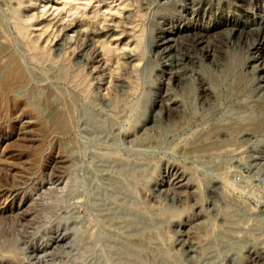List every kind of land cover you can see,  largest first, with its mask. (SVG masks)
<instances>
[{"label":"rangeland","instance_id":"obj_1","mask_svg":"<svg viewBox=\"0 0 264 264\" xmlns=\"http://www.w3.org/2000/svg\"><path fill=\"white\" fill-rule=\"evenodd\" d=\"M12 59L0 264H264V0H0Z\"/></svg>","mask_w":264,"mask_h":264},{"label":"bare ground","instance_id":"obj_2","mask_svg":"<svg viewBox=\"0 0 264 264\" xmlns=\"http://www.w3.org/2000/svg\"><path fill=\"white\" fill-rule=\"evenodd\" d=\"M23 81L24 77L22 71L17 62L12 59L3 77L0 79V95L2 99L4 101H10Z\"/></svg>","mask_w":264,"mask_h":264}]
</instances>
